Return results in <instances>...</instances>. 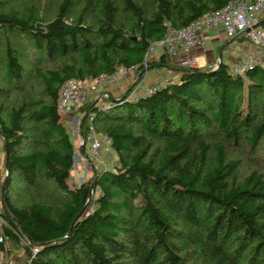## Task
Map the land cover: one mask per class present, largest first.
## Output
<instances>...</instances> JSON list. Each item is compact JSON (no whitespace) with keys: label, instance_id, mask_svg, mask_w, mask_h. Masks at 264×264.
<instances>
[{"label":"trees","instance_id":"obj_1","mask_svg":"<svg viewBox=\"0 0 264 264\" xmlns=\"http://www.w3.org/2000/svg\"><path fill=\"white\" fill-rule=\"evenodd\" d=\"M229 1L0 0V252L23 243L26 264H264L263 64L179 66L148 94L85 103L117 163L76 187L58 110L66 80L119 64L140 73L164 21L181 27Z\"/></svg>","mask_w":264,"mask_h":264},{"label":"built area","instance_id":"obj_2","mask_svg":"<svg viewBox=\"0 0 264 264\" xmlns=\"http://www.w3.org/2000/svg\"><path fill=\"white\" fill-rule=\"evenodd\" d=\"M264 0H231L223 7L204 13L203 15L193 19L187 25L175 27L168 21H164V36L161 39L151 42L146 48L142 64L145 71L150 61V56L157 51H162L167 57L175 59L177 64L186 68H198L195 59L190 56L193 47L203 45L204 41L201 32L207 29L222 27L228 38L237 36H245L256 45L253 52L247 53L244 57L229 65V72L233 75H241L246 70L252 68L258 63L264 61ZM208 68H214L208 65ZM134 67L126 68L119 64L110 74H101L94 78H85L79 80L70 78L66 80L59 89L58 94V110L62 118H67L74 124V128L81 135L80 120L85 115L88 119L86 138L82 137L77 150H74L73 167L79 163L88 164L92 171L98 169V161L102 163V155L107 154L114 159L116 158L110 147V138L101 132H97L93 125V112H84L82 106L90 102L91 105L103 110L111 107L120 95L125 100H131L138 96L145 95L153 91L155 88L163 84H155L147 87L143 92L138 91L140 81L131 86L128 92L121 93L112 97L105 91L106 85L117 82L122 76L134 74ZM139 76V74H138ZM138 79V77H136ZM140 79V78H139ZM125 93H128L125 95ZM77 113H80L79 115ZM69 115H72L69 117ZM87 145V153L84 152V146ZM2 218L0 217V224ZM0 236V241H2ZM28 243L27 241H23ZM31 252H35V247H30ZM22 264H26L23 262Z\"/></svg>","mask_w":264,"mask_h":264},{"label":"crops","instance_id":"obj_3","mask_svg":"<svg viewBox=\"0 0 264 264\" xmlns=\"http://www.w3.org/2000/svg\"><path fill=\"white\" fill-rule=\"evenodd\" d=\"M201 37L204 41V44L195 46L190 51V56L195 59L199 68H208V65L216 67L218 61H222L225 64L230 65L240 58L244 57L247 53L253 52L256 49V45L253 43V41L245 36L241 35L238 36V38H228L222 27L204 30L201 32ZM162 53L163 52L160 50L155 51L151 56V61L154 62L151 68L145 70V72H142L141 76H138L139 73L137 74L136 77H141L139 81L144 82V87L152 86L155 84H165L168 82L176 81L178 79L179 65L177 64V61L175 59H171L165 55V61L167 62V64H160L156 62L158 61ZM261 64L264 65V61ZM129 79L130 78L128 74L124 75L117 82L106 85L105 91H107L108 94L112 97L120 95L124 85L127 84ZM2 150L3 142L0 136V153L2 152ZM2 161L3 167H1L0 165V172L2 171V169H4V150ZM9 257L12 258V260L10 263L8 262V264H14L12 262L14 261L13 255H9ZM19 258H15V264H22L21 257Z\"/></svg>","mask_w":264,"mask_h":264},{"label":"rangeland","instance_id":"obj_4","mask_svg":"<svg viewBox=\"0 0 264 264\" xmlns=\"http://www.w3.org/2000/svg\"><path fill=\"white\" fill-rule=\"evenodd\" d=\"M150 61H151V56H150ZM146 70H148V68ZM137 74H138L137 72H135L134 74H128L130 79L127 82V84L124 85L122 92L129 91L131 86H133L139 82L141 77H140V79L139 78L136 79ZM143 84H144V82H142V81L139 83V85H138V89H139L138 91L139 92H143V90L145 88L151 87V86L144 87ZM77 114L79 115L80 113H77ZM70 116H72V115H69V117ZM62 121H63L64 126H65V128H66V130L70 136L74 150H77L79 145H80V141L82 139L80 133L78 131H76L75 129H73L74 124L71 123L67 118H62ZM87 124H88V119L85 122V126H87ZM84 147L85 148L83 150L86 154L87 153V145L85 144ZM2 157H3V150L0 153V165H1V167H3ZM93 163L98 164V169H113V167L117 163V161H116L115 157L113 159L109 155L104 154V155H102V163H99L98 161H94ZM94 175H95L94 172L92 171L91 167L88 164L82 165L79 163L78 165H76V167H73V169L71 170L70 176L68 179V184L70 187H76L80 183H82L88 179L93 178ZM4 176H5L4 169H2V171L0 172V188H1V183L4 179ZM22 245H23V243H19V245L10 244L9 245L10 251H7L6 255H5V252H0V264H8V262L10 263L12 258H10L9 255H13L14 261H12V262L14 264H15V258L18 259L19 257H21L22 263L25 262L26 255L23 252V248L21 247Z\"/></svg>","mask_w":264,"mask_h":264},{"label":"water","instance_id":"obj_5","mask_svg":"<svg viewBox=\"0 0 264 264\" xmlns=\"http://www.w3.org/2000/svg\"><path fill=\"white\" fill-rule=\"evenodd\" d=\"M142 72H145V71H141L140 74H139V76H141ZM84 118H85V115H84V116L81 118V120H80V127L82 126V123H83V121H84ZM4 155H6V151H5V150H4ZM4 180H5V179H3L2 183H1L0 193L2 192V189H3ZM92 189H93V183L91 184V190H90V193H89V196H88L87 202H86L85 205L81 208V210L75 215V217H74V219H73V221H72V223H71V226H70V229H69L68 234L71 232L72 225H73V223L75 222V220H76V219H77V218L83 213V211H84V209H85V207H86V204L88 203V201H89V199H90V197H91Z\"/></svg>","mask_w":264,"mask_h":264}]
</instances>
